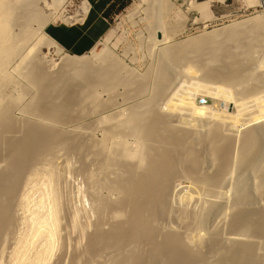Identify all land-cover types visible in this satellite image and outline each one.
I'll return each mask as SVG.
<instances>
[{
  "label": "rangeland",
  "instance_id": "rangeland-1",
  "mask_svg": "<svg viewBox=\"0 0 264 264\" xmlns=\"http://www.w3.org/2000/svg\"><path fill=\"white\" fill-rule=\"evenodd\" d=\"M7 1L8 2L10 1L9 3L13 4L12 0H6V3H8ZM127 1H126L125 6L122 9H118L117 7H115L113 10H111V12L109 13V17H110L109 29L106 32V34L95 45V47H93L94 48L93 51H95L94 53H99L100 51H102V54H103V55L101 54L102 57L101 56L98 57L97 55L94 56L92 53V50H90L87 54H84L81 56H73V55H70L69 53L65 52L60 47H59V49H61V50L59 51L58 48H56L55 46H53L51 44H49L48 46H46V45H43V47L41 46V49H39L40 52L33 50L30 53V55H27L28 54V48L33 46L34 42L36 43V40H38L39 37L44 36L45 40H47V41L51 40L50 38H48L44 34V32H43L44 28H43L41 31H39L37 33V35L34 36V38H33L34 40L32 39L31 44H29L28 47H25L26 49L24 47H22L20 51H17V52H15V55L14 54L12 55V58L11 57L9 58L8 64L6 66V72L8 73L10 80L7 82V86L5 84V86L2 87L1 93H3V94L0 93V95H1L0 99L1 100H3L2 99L4 97L3 95H5V97H6V100L4 101L6 103V105H4L5 104L4 102H3L4 104L2 103L3 109L5 108L4 109L5 112L3 111L4 113H2V115L0 116V118H2V119H0V125H1L0 126L1 127L0 133H1L2 128L4 129L3 125L6 126V124H7V127H5L4 130H2L3 131L2 133L4 134V132H5V135L8 134V137L6 135L7 138L4 135H3L4 137H2L3 139L5 138L4 139L5 141H7L6 143H4V145L2 144V146H1V143L4 140L3 141L0 140V149L3 151L2 152L0 150V153H2V154H0V166H1L0 176L3 174L5 176L6 174L9 173V172L8 173L6 172V168H5L7 166L5 161H8V159L6 157L7 156L6 153L8 151L12 152V153L14 152L15 156L16 155L20 156L22 154L23 156L22 155L21 156L25 157L30 152V150H29L30 147L35 143V145L33 146V150H36V148H40V150H43L44 152L43 153L39 152V155H41V156L36 155L37 160L33 159L34 162L33 163L31 162L32 166L30 164H29L28 168L23 166L24 169L23 168L21 169V171H23L21 174H19V172H21V171H19V172L16 171L15 173H18L19 176L15 175L14 176L15 178L14 177L11 178L12 177L11 173H9V176L8 175L6 176V178L7 177L9 178L11 176L10 177L11 179H8L9 181H7V184L4 182L5 183L4 185L6 187H9L10 185L13 184V186H15V187L13 188L12 192L8 193L9 194L8 196H10V197H7V201L6 200L4 201V199H6L5 197H3L4 195L2 197H0V201H1L0 202V209H1L0 211H3L5 214V215H3L1 213V215L6 216L8 214L6 217H9V218L11 217L10 220L8 221V226H10L9 229L7 228L8 227L7 226L5 228L7 231L4 229V231H5V232H3L4 234L0 233V264H12L13 261H11V259L14 260L13 256H16L14 254L18 255L20 253V251H21L20 254L26 253V251L28 250V249H26L27 243L29 244L27 248L30 249V250H28L30 252L27 251L28 256L30 255L29 258H28V256H27V258L30 261L32 260L31 257L34 258V256H33L34 252L36 253V251H37V249H39L40 245L44 244L43 241L45 242V239H43V238H45V237H43L41 239L40 236H42V235L37 236V234H35V230H33V228L35 229V227L32 226L35 224L33 223L34 221H31V220H32V218L36 217V215L40 216L42 214L44 216V215L48 214L49 213L48 210L50 211V209H51L50 207H52V205H53V204H51L53 198H54L53 200L57 201L55 203L57 204L56 208H58V210H57L58 211L57 212V214H58L57 215V221H59V222H57V225H56L57 228L55 227L57 229V232L55 229V235H54L53 244H52L53 249L50 253V256L51 255L52 256L50 257L48 255L49 257H47L46 262H44V264H72V263L73 264L74 263H76V264H108L109 263V264H111L110 257L113 258L112 253H111V256L106 255V254H110V253H107L108 251L106 250L107 251L106 253L103 254L102 253L103 251H102V252H100L101 253L100 256L98 255L95 258V255H93L92 257H94V258H92L90 256L91 255L90 253H92V252H90V253L88 252L90 254L88 256V253H87L88 250L86 249V247H88V249H90L88 246V245H90L89 240L94 236V234L96 232H98L96 234L100 233V235H102V236H103V234L106 233L107 237L110 236L112 238V232H110L111 235L109 233V231L114 228V227L112 228V225L115 226V224H117L119 222L122 223L125 221V219H127L126 214L123 215L124 217H126L125 219L123 216H122L123 218L118 219V217H115L109 213H107V214L104 213L102 216V215L97 213V211L94 208V206H95L94 204L97 200L98 201L103 200V202H106L107 200L113 201V199H114L116 202V198L117 199L122 198V197L121 198L118 197L119 193H113V191L111 189H110L111 190L110 191L109 189L106 188V186L104 187L103 183H104V181L105 182L110 181L111 179H112L111 182L114 181L115 178L120 175V174H118L117 170L119 172H121L123 169L124 170L127 169L126 168V165H127L126 162L130 163V161L132 162V160H133V163L136 162L135 158H131L129 160L125 159L126 162L124 161V159H122V157L120 158V155L117 152L120 153L121 148L119 145L116 144L115 141H118V139L122 138L124 143H125V141H127L126 142L127 145L130 144V145H128V148L130 147L132 150L137 149V146H135V143H137V139H136L137 137L132 135V133H129V135L127 133V135L124 136L125 134L123 133L124 135H122L121 132L123 130H121V129L126 127V126L124 127V122L126 123V121H125V120H127L126 116H128V114L130 113L131 108L133 106H135L136 104L137 105L140 104L141 101L143 103H145V101H148L145 104L153 102L152 105L154 108L152 107V111H151L152 116H151V113H150V116L154 117V118H155V116H156V118H158V116H161V117L164 116L163 118H164L165 124H161V125H163V128H165V125L167 123V125H169L171 127L177 126V128L175 127L176 129L174 128L175 130L181 131L182 133L187 135V137L189 139V141L187 139V144H186L187 147L188 148L189 147L194 148V149H192V151L193 150L195 151L193 156L197 157V158L194 157V159L198 160L200 157V159L202 161L201 164L203 163L202 166L204 168L203 169L202 166L200 165V161H199L200 159L198 160L199 163L197 161H196L197 163L193 162L194 165H193V163L191 164L188 162L187 163L188 165L186 164V167L188 169H190L191 172H192V170H194L195 173L197 171V173L200 174V175L197 174L198 175L197 176L193 172V174H195V176L197 178L195 177L193 179L194 181L193 180L191 181V179L189 177H187V179L185 180L186 176L180 174L183 172L184 168L180 167V166H178L179 168L177 167L178 172L177 173L175 172L177 175H175V177H173V181H170V184H171V182H173V184L170 185L171 189L169 188V193H171L172 195L168 194L169 200L171 199L170 200L171 202L169 201L170 206L174 211H171L172 213H170V219H169V213H168V216L164 217V219H162L163 218L162 217L159 220H157V221H161L163 223L162 224L161 222H157L158 227H157V223H156V228H157V231L159 232L158 237H157L158 240H159V238L161 239V237L164 235L163 233H165V234L169 233V231L171 232V230L176 231L178 229L179 231H176V233L179 232V234L180 233L182 234V232L184 231V230H182L183 229L182 227H184L183 221H184V225L189 221L187 218L188 217L187 215H190L189 212L191 213V209L194 208V206H195V202H193V201H191V203L184 201V197L182 195H184V196L188 195L189 191L191 193L193 191L192 189H195L196 180L202 179V175L204 176V175H208L210 173L212 174V170L214 171V169H215V167L214 166L212 167L211 165H216V162L213 163L215 160H213V158H210V156L206 157L208 155L207 151H206L207 149L204 150L206 148V145H203L206 142L205 139H203V138L205 136L207 137V133H209L212 130V127H214L213 126L214 122L211 121L210 119L206 120V118H202L200 120L197 119L195 121H192L191 119H189L190 117L187 118L186 115H184L182 113L178 112V114H177L176 111L174 113V111H172V110H170V111H172V112H170L169 109H167L166 104L169 101L175 103V100H173V99H174V97H175V99H177L178 96L176 98V95H178L180 92L185 91V93L187 94L190 92L194 93L195 92L194 90H196V93L199 92V94H197L195 97V103L198 106L212 107L213 110H220V111L224 110L225 113H228V114L230 113L231 115H237L238 111H236V109H237V107L239 109L238 104L240 102H243L246 104V102H247L246 99H245L246 102H244L245 100H242V101H240V99L237 100L238 96H241V98L244 97L243 94L246 92V91H244L246 82H243L240 85L235 84V85H238L237 87L235 85H233V87H236V88L232 87V93H231V90H229V89H231V87L224 86V88L226 87L228 89L227 91H224L225 89L223 88V85H221V84L219 85L217 82L218 80H216L215 77H218L219 76L218 74H220V72L223 75L229 74V73L230 74L232 73L234 75L237 72L241 73L242 71H240V69H242V70L246 69L247 66L252 65V63H255L257 61L256 55H258L257 48L260 46L259 44H264V39L262 38L260 40L261 43H259V44L256 43L257 40H256V37L254 36L256 34V32H254V34L253 33H247V32H246L247 34L242 33L241 35H238L236 37V39L234 37L233 39H230V40H224L221 37L214 38L213 36L215 35V33L220 34L222 32L224 33V31L225 32L228 31L229 29H233V28H235V25H237V23L240 24V21L241 22L246 21L247 19H250L251 17H253L257 14H260V12L264 9V7L263 8L247 7L242 0H224L222 3H213L210 8L205 9V11L199 15L198 13L193 12V11L188 12L187 5L183 4V2H181L182 0H172L175 3L176 8H179V9L174 8V9H176L175 13L177 12V13H179L178 15H181V16H179V18L183 17V16H184V18L183 19L178 18L179 19V21H178V19H175L178 16H175V13L172 15L173 12L170 13L168 16L169 18L168 17L166 18L165 23L167 24V29L168 30L171 29L170 32L173 29L175 31L171 32L172 34L169 32L168 41L160 42L161 44L160 43L159 44L158 43L152 44V40L150 38L151 32H149L150 30H148L149 27L147 24L149 21V20H147L148 10H146V11L143 10L146 8V5L145 4L142 5L131 15V11H132L131 8L134 6L133 2H135L136 0H127ZM197 1H203V0H197ZM82 2H84V1L83 0H66V2L64 4H62V6L58 7L55 10L54 14H52L49 18H47V19H50L52 17L46 23V25L48 23H52V22L75 23V22L81 21L84 14L86 13V11H84V9H83V4H81ZM20 13L23 14L25 12L21 11L19 8L14 10V17L13 18H16V19H13L14 21H12V25H13L12 27H13L14 33L19 32V29H21V27H22V26H20V25H22L21 24L22 17L20 16L21 15ZM66 15L68 17H70L69 18L70 20L69 19L68 20L63 19L64 16H66ZM170 15L173 17L175 16L174 17L175 20L172 19L173 17L171 18ZM167 19H168V21H167ZM182 20H185V21H182ZM142 21H146L147 23L142 22ZM175 21L178 23L179 22L180 23L182 22V23L181 24L180 23L174 24L173 22H175ZM14 22H16V23H14ZM169 22H170V25H169ZM171 23H173V24H171ZM145 25H147V26H145ZM171 25H172V27L174 26L173 29L170 28ZM18 26H20V27H18ZM250 35L251 36L253 35V37H251ZM156 37H157V35H156ZM197 39L206 41L205 42L206 46L204 47L205 49L202 50V52H200L194 56H193V54L188 56L190 53L189 54L185 53V57H186L185 58L184 54H183L184 52H183L182 53L183 56L180 55V56H182V58H179V56L174 57V59H176L177 61L178 60H180V61L176 62V60H175V62H174L173 70H172L171 77H170V80L171 79L172 80L168 81L167 86L165 87L163 92H161L160 94L155 90H154L155 92L152 91L153 87L155 86V85L154 86L152 85V82L155 83V79L153 78V76L156 78L155 75H157V74L155 72H158L157 70L159 68V63H160L159 61H160L162 50H164L165 48H168L169 45L175 46V45H178L182 42H190L191 43ZM207 39H209V40L207 41ZM213 40H215V41H213ZM229 43H231V44H229ZM247 44H248V46H247ZM245 45H246V47H245ZM224 52H225V54H224ZM36 53H37V55L33 56ZM38 53H39V55H38ZM209 54H211V55H209ZM177 55H179V54H177ZM231 55H232V57H231ZM30 56L34 60H35L34 57H36V56H39L42 58L41 59L42 61L40 60L41 62H39L41 68L38 66L39 65L38 61H37V63L32 64L33 61L31 59H29ZM65 56L71 57L73 59H77L76 57H82L83 59H88V60H90V62L92 64L91 65L92 69H94V68L95 69L91 70L90 71L91 73L89 72V75L84 74V73L81 74V72L76 71V70H64L63 67L62 68L60 67L59 60H60V58H63ZM235 57H237V58H235ZM99 58L102 60H100ZM28 59H29V63L31 61V64H32V65L28 64L29 67L26 65L27 64L26 62H28L27 61ZM181 59H182V61H181ZM218 59L223 63H221ZM229 59L231 60V62ZM111 60L114 62V64ZM9 62H10V64H9ZM34 62H36V60ZM23 63H24V67H23ZM41 63H43L44 65ZM34 64H36V65H34ZM234 64H235V66H234ZM110 65H112V66H110ZM223 65H224V67H223ZM100 67H102V68H100ZM244 67H246V68H244ZM97 69H98V71L104 70V71H102V75L96 74ZM197 69H198V71H197ZM200 69H201V71H200ZM226 69H229V70L227 71ZM17 71H20V72H17ZM67 71L69 73L70 72L71 73L69 74V73H67ZM211 71H213V72H211ZM73 72H75V73H73ZM149 72H150V75H149ZM189 73L190 74L192 73L191 74L192 77L190 76ZM256 73L254 74L255 76H257ZM258 73L260 74L261 71L259 70ZM144 74L148 77L146 78ZM85 76H87V77H85ZM149 76H150V78H149ZM220 76H222V75H220ZM139 77L142 79H140ZM42 78H44V79L42 80ZM145 78H146V80H145ZM135 79L138 81H136ZM147 79H148V81H147ZM203 79H204V81H201ZM141 80H142L143 84L146 83L144 85L145 86L144 91L143 92H137L136 87L139 86V83H140L139 81H141ZM179 80H181V81H179ZM209 80L210 81L212 80V84L209 83L210 82ZM42 81H43V83H42ZM108 81H110V82H108ZM104 82H106V83H104ZM130 82H131V84H130ZM192 82H193V84H192ZM253 82L251 80L248 82V84L250 85V83L252 84ZM90 83H93V85H94L93 91L91 92L92 94L90 92H88L89 90H84L85 88L87 89V86ZM199 83H201V84H199ZM204 83H207L209 85L211 84V86H213L214 89H217V91L221 90L222 93L219 94L220 96H218V97L216 96L215 98L208 97L206 95V91H205V93H203V95H201L202 94L201 92L204 90V86H202V84H204ZM82 84H83V86L85 85L84 88H83V86L81 87ZM111 84H113V85H111ZM121 84L123 87H129L130 89L129 88L124 89L121 86ZM193 85H194V87H193ZM252 85H250V86H252ZM195 86H196V88H195ZM201 87H203L202 88L203 90H200ZM242 87H243V89H242ZM249 87H247V90L251 91L252 88L250 89ZM40 88H42V89H40ZM218 88H223L224 90L218 89ZM171 89H172V91H171ZM233 89H234V92H233ZM127 90H128V92H127ZM237 90H239V91H237ZM86 91L88 93H86ZM134 91H136V93ZM42 93H44V94H42ZM133 93H135L136 95ZM141 93H142V95L140 96L139 94H141ZM143 93H144V95H143ZM124 94H126V95H124ZM246 94H247V92H246ZM134 95H135V97H133ZM173 95H174V97H173ZM116 96H117V98H116ZM157 96L160 97L161 99L158 100ZM5 97H4V99H5ZM155 97H157V98H155ZM94 98H98V99H94ZM165 98H167V99H165ZM171 98H173V99H171ZM150 99H152V102H150ZM154 99L157 101V103H156V101L155 102L153 101ZM203 100L205 101V103H203ZM229 100H230V102H229ZM248 100H250V99H248ZM231 101L232 102L237 101L238 103L237 102L232 103ZM251 102L248 101V103L246 104L247 109H245V112L243 111V113H246V114H243L244 116H247V115L251 116L252 114H254L255 109L252 108L253 106L251 107V105H252ZM154 103H156L157 105L155 106ZM250 103H251V105H250ZM236 104H237V106H235ZM94 105L96 106V108ZM111 105H113V106H111ZM92 107H93V109H92ZM123 108H125V109H123ZM249 108L253 109L254 111H252ZM128 109H129V113H128ZM165 112H167V113L165 114ZM169 115H170V118H167V116L169 117ZM241 115L242 114H240V116H239V117H242V118H240V122L243 123V118L245 120L247 118L243 117V115L242 116ZM8 116H10V117H8ZM150 116L147 118V121H145V123L149 121L148 120L149 118L152 121H154V118H151ZM171 117H173V118H171ZM8 118H11V120ZM156 118H155V120H156ZM248 118H250V117H248ZM165 119H167V120H165ZM171 119H173V120H171ZM120 120H122V121H120ZM11 121H12V124H14V125L11 124ZM207 121H210V122H207ZM211 122L213 125H211ZM240 122H239V118H238V123H237V125H239L237 128L238 130L239 129L241 130L244 128L240 125ZM3 123H6V124H3ZM122 123H123V125H122ZM148 123H146V124L148 125ZM209 124H210L211 128L209 127ZM8 125L10 127H14V126L15 127H14V129L11 128L12 130H10ZM160 126L158 128L159 131L161 130ZM179 126H180V128H179ZM187 126H188V128H187ZM189 126L192 127V129L194 128L195 130L194 129L192 130ZM223 126H226V124L222 125L221 133H225V135H226V133L231 134L230 135L231 139H232V137H234V139H235V136H233V135H236V134L232 133V131L231 132L228 131V130H230V128H228V127L223 128ZM18 127L19 128L24 127V128L19 129ZM183 127H185V128H183ZM195 127L196 128L199 127V128L196 129ZM163 128H162V130H163ZM186 128H187V130H185ZM209 129H210V131H209ZM226 129H227V131H225ZM119 130H121V132ZM35 131H38L37 132V133H39L38 137H36L37 134L33 135L34 137L32 136V134H29V133H35ZM118 131L121 133V135ZM124 131L128 132V131H126V129ZM10 132H11V134H10ZM240 132L241 131H239V133L237 134L238 136L240 135ZM112 133H114V135H112ZM192 133H195V134H192ZM117 135L118 136L120 135L121 137L119 136L120 138H118ZM123 136H124V138H123ZM159 136H160V134H159ZM226 136H228V135H226ZM230 136H228V137L230 138ZM133 137H135V139H133ZM160 137H162V136H160ZM191 137H193V138L195 137V138L193 139ZM190 139H193V141L194 140H196V141L193 142ZM198 139H200L201 141L204 140L203 141L204 143L203 142L200 143L201 141ZM99 140H100V143H99ZM112 140H113V142H111ZM190 141L193 143H191ZM29 142H33V143H31V145H30V144H28ZM103 142H105V143H103ZM196 142L197 143L199 142L200 145L196 146V144H197ZM194 143H196V144H194ZM101 144H103V145H101ZM191 144H194L193 147ZM112 145H114V146H112ZM4 146H6V147H4ZM44 146H47L46 150H44ZM102 148L103 149L106 148L105 151H103ZM201 150H202V152H201ZM5 151H7V152H5ZM114 151H117V152H114ZM203 151H205V152H203ZM104 153H105V155H104ZM112 153L115 154V156H112L113 155ZM199 153L202 155L207 154L206 156H202V158L204 159L206 157L205 159H207V158L208 159L204 161L201 158V155ZM203 153H205V154H203ZM110 154H112V155H110ZM1 155H3V156L1 157ZM28 155H30V153ZM108 155H110L109 159H108V157H109ZM19 156H16L15 159L14 158L13 159L16 161V159H18ZM21 156H20V158H21ZM103 156H105V158ZM116 156L118 157V159H115ZM5 158H6V160H5ZM209 158H210V160L212 159V164H211V161L209 160ZM1 159H3L4 162ZM14 160H12V161H14ZM108 160H110V161H108ZM115 160L116 161L119 160L118 161L119 164H118V162H115ZM209 161H210V164H209ZM113 162L115 163L114 165H112ZM123 162H125L126 164ZM107 164L109 166H107ZM123 164H124V166H123ZM105 165H106V167H105ZM117 165H119V166L122 165L123 169L122 168L120 169V167ZM104 167L105 168L109 167V168L105 169ZM47 169L50 171L48 172ZM52 170H53V172H52ZM201 170H202V172H201ZM204 170L206 173L204 172ZM46 171L48 172V174ZM209 171H211V172L209 173ZM106 172H107V175H105ZM50 173H51V175H50ZM115 173L118 174V176ZM258 173L254 174V175H257V176L260 175V173L259 174ZM234 175H236V172ZM248 175L250 176V179L252 178V180H253V181L251 180V183H253L254 180L257 182V180L260 178L259 177L256 179L255 178L256 176L251 175V173H249V174L244 173L243 176L248 178L247 177ZM4 176H3V178L1 176L0 179L2 178V180L5 181L6 179L4 178ZM177 176H182V180H181V177H177ZM199 176H200V179H198ZM26 177H27V179H26ZM244 177H242V179H246ZM16 179L18 181H16ZM248 179H247V182L250 181ZM11 180H12V182L15 181L16 184L12 183V184L8 185V183H10ZM46 180H47V182H46ZM234 180H235V178H234ZM90 182H91V184H90ZM229 182L228 183L231 184L232 180L231 181L229 180ZM256 182H254V184ZM0 183H1V180H0ZM2 183H3V181H2ZM97 183H98V186H97ZM229 184H228L227 188H230L229 186H231L232 187L231 190H233V186L229 185ZM254 184H252V185H254ZM48 185H50V186H48ZM91 186L93 189L91 188ZM171 186H173V188ZM190 186L191 187L193 186L194 188L191 189ZM100 188L101 189L104 188V189H102V191H101ZM227 188H226V190H223L224 191L223 195H219V197H218V199L220 198V196L222 198V199L221 198L220 199L222 200L223 203L220 201V199L218 200L221 202L220 203L221 207L224 203H225V205L227 204L228 206H229V203H231V196H232L233 192H231ZM228 191H230V192H228ZM26 194H27V196H26ZM20 195H22V196L25 195L26 200L21 199L22 196L20 197ZM228 195H229V197H228ZM57 196L59 197V200H58ZM120 196H121V194H120ZM180 196H181V199H178V198H180ZM255 196L256 197L259 196V197H257V198H259L258 202H261L264 204V200L262 201V199H264V195L262 193H261V195L255 194ZM182 197H183V199H182ZM45 198H46V200H44ZM95 198H97V199H95ZM105 198H106V201H104ZM223 199H224V201H223ZM10 200H11V202H10ZM21 200L24 202H21ZM39 200H40V202L42 201L43 206L42 205L39 206V204H38ZM177 201H179V204ZM215 201H216V199H215ZM185 202L188 204H186ZM261 203H260V205H261ZM227 205H226V207L224 206V209H221V211L219 212V214H221L220 217L218 214L216 215V217L214 215V218H217V216H218L217 220L213 219V217H211L213 220V224H212L211 218L208 221L209 224L207 223V227H209V229H208V231H209L211 229L210 225L213 226V225L217 224V223L214 224V222H215L214 220H216V222H220V221L221 222L223 221L224 223L226 222L225 224L223 222L222 223L220 222L217 224V226L215 225V229H216V231L218 230V232H215L213 230L214 227H212V231H214V232H212L210 230V232L213 234L217 233L216 234L217 236L214 234L215 239L213 242H212V240L214 238L213 237L214 235L212 234L213 238L211 237V239H210L212 244L217 243V241L219 243L220 242L219 240L223 239L222 236H224V239H226V240L223 239L224 242L228 241L227 238H225V237H228V235L226 233H228L230 231L227 228V226H228L227 224H229L228 220L230 219V217L227 216L228 213H227V215H226V213H223L224 211L227 212L228 209L227 210L225 209V208H229V207H227ZM38 208L40 211L38 210ZM178 209L179 210L181 209L182 211H179ZM183 209L185 210L184 214L182 213V212H184ZM177 210H178V212H177ZM41 211H43V212H41ZM186 211H187V213H186ZM106 212H109V211H106ZM174 212H175V214L177 212V214L176 215L173 214ZM32 214L35 216H33ZM75 214H76V217H74ZM223 214L225 215V217ZM97 215H100V216H98L99 218L97 217ZM111 215L113 216V218L115 217V219H113V221H112ZM166 215H167V213H166ZM231 215H232V213H230V216ZM91 216H93V217H91ZM177 216H178V218H177ZM179 216H182V217L180 218ZM183 216L187 220H185V218H183ZM28 217H29V219H28ZM73 217L76 219V221L74 220L76 222V224H75V222L71 223L73 220L72 219ZM173 217H175V219ZM221 217L222 218L224 217V219L226 218V220L221 219ZM86 219L87 220L89 219V220L87 221ZM100 219H101V221H100ZM114 220H116V221H114ZM121 220H123V221H121ZM181 220H183V221H181ZM174 221L176 223H174ZM180 221L182 223V227H181ZM210 221H211V223H210ZM9 222H11V223H9ZM159 223H160V225H159ZM9 224H12V225H9ZM98 224H99L100 228L98 227ZM161 225H162V228H159V227H161ZM171 225H173V226H171ZM221 225H223V226H221ZM72 226H74V227H72ZM220 226H221V228H220ZM180 227H181V229H180ZM169 228H170V230H169ZM171 228H175V229H171ZM79 229H81V230H79ZM158 229L161 231H159ZM163 229H167L169 231L165 230L162 233ZM220 229H222L221 230L222 232L220 231ZM73 231H75V232H73ZM101 231L103 234L101 233ZM31 232H33V233H31ZM78 232H80V233H78ZM221 233H223L222 236H220ZM66 234H67V236H66ZM92 234H93V236H92ZM155 235L157 236L156 233H155ZM218 235L221 238H218L219 237ZM86 236L87 237L91 236V238L90 237L87 238ZM230 237H231V235L228 238H230ZM21 238L24 240H22ZM216 238H217V240H216ZM57 239L59 242L57 241ZM243 239L244 238H242L240 240L245 241ZM26 240H27V242H26ZM28 240H32V241L29 242ZM223 240H221V242H223ZM246 241H247V239H246ZM22 242L24 243V245ZM31 242H33V243H31ZM30 243H31V247L33 246L32 248L30 247ZM208 243L210 244V242H207V244ZM231 243L233 244V241H231ZM223 244L226 246L227 242H226V244L225 243H223ZM25 245H26V247L24 250ZM208 245L206 246V248L208 247ZM21 246H23V247L20 248ZM229 246H231V244ZM33 248H35V249L37 248V249L35 250ZM206 248L204 247L205 251L207 250ZM16 249H17V252H15ZM31 250L33 251V253ZM94 251L97 252V250H94ZM110 251H112V250H110ZM27 253H26V255H27ZM205 254H207V253H205ZM209 256H210V253H209L208 259H207L208 263L212 262L211 260H213V262L215 260L218 261L217 256L211 255V257L214 256L213 257L214 259H212ZM88 257L91 259H88ZM215 257L217 259H215ZM206 258H207V256H206ZM210 258H211V260H209ZM109 259H110V261H109ZM213 262H212V264H213Z\"/></svg>",
  "mask_w": 264,
  "mask_h": 264
},
{
  "label": "bare ground",
  "instance_id": "bare-ground-1",
  "mask_svg": "<svg viewBox=\"0 0 264 264\" xmlns=\"http://www.w3.org/2000/svg\"><path fill=\"white\" fill-rule=\"evenodd\" d=\"M222 1L223 0H203V1L182 0L181 2H183V4L187 5L188 12L189 11H191V12L193 11V12H196V13H198L200 15L201 13H203L205 11V9L210 8L213 3L222 2ZM243 1H244L245 5L247 7H261V8L264 7L263 0H243ZM65 2H66V0H12L13 4H10V3L8 4V3H6V0H0V93H1L2 87L5 86V84L7 86V82L10 80V78L8 76V73L6 72V66L8 64L9 58L10 57L12 58V55L13 54L15 55V52L20 51L22 47H24V48L28 47L29 44H31L32 39L34 38V36L37 35V33L39 31H41L45 27L46 23L52 17L50 19H47V18H49L52 14H54L55 10L58 7L62 6V4H64ZM133 3H134V6L131 8L132 9L131 15L139 7H141L144 4L146 5L147 9L145 8L143 10L144 11L148 10L147 20H149V21H148V23L146 21H142V22H146L148 24L149 29L148 28L147 29L150 30L149 32H151V37L150 38L152 40V44H157V43L159 44L160 42L168 41V38H169L168 35H169V32H170L171 29H169V30L167 29V24L165 22H166V18L169 16L170 13L173 12L172 13V15H173L175 13V10L179 9V8H176L175 3L172 0H136ZM17 8H19L21 11H24L25 13H23V14L20 13L21 14L20 16L22 17V21H21L22 25H20V26H22V27H21V29H19V32H17V33L15 32L14 33V30H13V27H12L13 26L12 25V21H14L13 19H16V18H13V17H14V10L17 9ZM174 8H176V9H174ZM83 9H84V11L87 10V4L86 3H83ZM178 14L179 13H177V12L175 13V16H178L175 19H178L179 16H181V15H178ZM172 17L173 16H171V18ZM174 17L172 19H174ZM69 18L70 17H68L66 15V16H64L63 19L64 20H68ZM181 18L183 19L184 16L180 17L179 19H181ZM179 19H178V21H179ZM167 21H168V19H167ZM182 21H185V20H182ZM14 23H16V22H14ZM173 23L175 24V23H178V22L175 21ZM173 23H171V24H173ZM169 25H170V22H169ZM20 26H18V27H20ZM145 26H147V25H145ZM173 27L171 25L170 28L173 29ZM173 31H175V30L173 29L171 32H173ZM246 32L247 33H253V34H254V32H256V34L254 35L256 37V40H257L256 43H258V44L261 43L260 40L262 38L264 39V9L260 12V14H257L255 16L251 17L250 19H247L246 21H243V22L240 21V24L237 23V25H235V28L229 29L226 32L224 31V33L223 32L220 33V34H216L215 33V35L213 37L214 38L221 37L224 40H230V39H233L234 37L236 39V37L238 35H241L242 33H246ZM156 35H157L158 38L156 37ZM251 37H253V35ZM208 40L209 39H207V41ZM48 41L44 39V36L39 37V39L36 40V43L34 42V45L28 48V54L27 55H30V53L33 50H36L38 52L39 49H41V46L42 47H43V45L48 46L49 44H51V45L55 46L56 48H58L59 51L61 50V49H59V46L56 43L52 42L51 40H48ZM213 41H215V40H213ZM205 42L206 41L197 39V40H194L191 43L190 42H182V43H180L178 45H175V46L169 45L168 48H165L164 50H162L160 61H159L160 62L159 63V68L157 70L158 72H155L157 75L154 74L156 76V78L153 76V78L155 79V83L152 82V85L153 86L155 85V86L153 87L152 91L155 90V91H157L160 94L161 92H163V90L167 86L168 81L172 80V79L170 80V77H171V73H172V70H173L174 62L176 60V59H174V57H178L179 56V58H182V56H183L182 53L183 52H184L183 53L184 57H185V53H187V54L190 53L188 56H190L191 54H193V56H194V55L202 52V50L205 49L204 48L206 46ZM229 44H231V43H229ZM259 45L260 46L257 48L258 55H256L257 61L255 63H252V65L247 66V68L244 67L246 69H243V70L240 69V71H242L241 73L237 72L234 75L232 73L223 75L220 72V74H218L219 76L215 77L216 80H218L217 81L218 84L219 85L220 84L223 85V88H224V86L231 87V89H229V90H231V93H232L233 85H235V84L240 85L243 82H246L244 91H246L247 94L245 92L243 94L244 97H242V98H241V96H238L237 100L240 99V101H242V100L246 99L247 102H246V100L244 101V102H246V104L248 103V101H250V102L252 101L251 102L252 105H251V103H250V105H251V107L253 106L252 108L255 109L256 112L253 109L249 108L252 111H254V114H252L251 116L247 115L250 118H248L247 116L243 115V114H246V113H243V111L245 112V109H247V106H246L245 103L240 102V101H239L240 103L238 104L239 109H238V107L236 109V111H238L237 115H231L230 113L229 114L225 113L224 110L223 111L213 110L212 107L198 106L195 103V97H196L197 94H199V92L197 91L198 93H196V90H194L195 91L194 93L190 92V93H187V94L185 93V91L184 92H180L179 94L177 93L178 95H176L174 93L176 95V98L178 96L179 99L178 98L175 99V97L173 95L174 99L173 98H171V99L175 100V103L169 101L166 104V107H167V109H169V111L172 110V111H174V113L176 111L177 114H178V112L182 113V114L186 115L187 118L190 117L189 119H191L192 121H195L197 119L200 120L202 118H206V120L210 119L211 121L214 122L213 123L214 125L211 122V125L214 126V127H212V130L210 131V129H209L210 132L208 131L209 133H207V137L205 136L203 138V139H205V141H206L205 143L206 144L203 142L204 140H202V141L200 139H198V140L201 141V142L199 141L200 143L203 142L204 143L203 145H206V148L204 150L207 149L206 151H207V154H208L207 155V154L203 153L205 155H202V154L199 153L201 155V158H202V156H206V155H207L206 157L210 156V158H213V160H215L213 163L216 162V165H211V166L212 167L214 166L215 169H214V171L211 169L212 170V174L210 173L211 171H209L210 174H208V175H204L203 176L201 174L202 175V179H200V176H199L198 179H200V180H196V183L194 182L196 184L195 185V189H192L194 187L190 186L193 191L190 189L192 191L191 193L189 191L188 195H186V196L182 195L184 197V201H187V202H190V203H191V201L195 202V206L193 205L194 208H192L193 210L191 209V213L189 212L190 215H187L188 216L187 218H188L189 221L188 222L186 221L187 223L185 222L186 224L184 225V221L181 220V221H183V226L184 227H182V223L180 221L181 227L183 228L182 230H184L182 232V234L181 233L179 234V232L176 233V231H179L178 229L176 231L171 230V232L169 231L170 228H169V230L163 229L162 233L165 230L169 231V233H166V234L163 233L164 235L161 237V239L159 238V240H160L159 241L158 238H157L159 232L157 231L156 223L157 222H161V221H157V220H159L162 217H163L162 219H164V217L168 216V213H169V219H170V213H172L171 211H174L171 208V206H170L169 201L171 199L169 200V198H168L169 195L168 194L172 195L171 193H169V188H170V185L173 184V182H171V184H170V181H173V177H175V175H177L176 174L178 172L177 171V167L178 166L183 167L184 170L182 169L183 172L181 171L182 173H180V174L186 176V178L183 176L185 178V180L187 179V177H189L191 179V181H192L196 177L195 174L197 175L199 173H197V171L195 173L194 170H192V172H191V170L186 167V164L188 162L191 163V164L193 162L197 163L198 160L200 159V157H199L198 160L194 159L195 156H193V154L195 153V151L194 150L192 151V149H194V148H191V147L188 148L187 147L186 144H187L188 137H187L186 134L182 133L181 131L175 130L177 128V126H175L176 128L173 127V126L171 127V126L167 125V123H166L165 128H163V125H161V124H165V121H164V118H163L164 116L162 114L161 115L163 117L158 116V118H156V116L153 114L155 116L156 120H155L154 117H151L152 116L151 111H152V107H153L152 99H150V102H152V103L145 104L148 101H145V103H143L141 101V103H142V104L140 103L141 105L140 104H138V105L136 104L135 106L132 105L134 108L133 107L131 108L130 113H129V109H128V113L130 115L128 114L129 117L126 116L127 117L126 118L127 120H125L126 123L124 122V127L125 126L126 127L121 129V130H123L122 132H121V130H119V131L122 133V135L125 134L124 136H126L127 133H128V135H129V133H132V135L137 137L136 138L137 139V143H135V146H137V149L136 150H132L129 147L131 149L130 150L128 148V145H130V144L127 145V143H126L127 141H125V143H124L122 138H120L121 137L120 136L121 133L118 131L120 133V135H119L120 137L118 135L117 136L120 139H118V141H115V142H116L117 145L120 146L121 151L119 150L120 153L117 152V151H114V152H117L120 155V158L122 157V159H124V161H125V159L129 160L131 158H135L136 162L134 161L135 163H133V160H132V162L130 161V163L125 161L127 163V165H126L127 169H125L126 171L123 169L122 165H120V166L117 165V166L120 167V169L122 168L124 171L120 170L121 172H119L117 170L118 174H120V175L118 176V174H116L117 173L116 172L115 174L118 177H116L114 181L111 182V180H112L111 179L110 181H106V182L104 181V183H103L104 187L106 186L107 189H109V190L111 189L113 191V193H119L118 197L119 198L122 197V198L121 199H117L116 198V202H115L114 199H113L114 202L112 200L111 201H108V200L106 201V198H105L104 201H106V202H103V200L102 201H98L97 200L95 202V204H94L95 205L94 206L95 210L97 211L98 214H100L102 216H103L104 213H106V214L109 213V214H112L115 217H118V219H119V218H123L124 217L123 215L126 214L127 215V219H125L126 217H124V219H125L124 222H122V223L119 222V223L115 224V226L112 225V228L113 227L114 228L109 231V233L112 232V238L110 236H109L110 238L107 237V234L106 233H105L106 235L103 234L102 231H101V233L103 234V236L100 235V233L96 234L98 232H96V233L94 232L95 234H94V236L92 234V236H93L92 238H91V236H89L91 238L90 240L88 239L89 242H90V245H88L90 249H88V247H86V249L88 250L87 253L88 252L89 253L92 252V253H90L91 255L88 253V256L90 255L92 257L93 255H95V258H96L98 255L99 256L101 255L100 252L103 251L102 253L104 254V253H106L108 251L107 253H110V254H106V255H110L111 256V253H112V257H113V258H111L109 256L110 259H111V264H210V263L212 264L213 260H211V258L214 259L213 258L214 256L211 257V255H215L218 258V261L215 260L213 262V264H264V204L261 203V202H258L259 198H257V197H259V196H257V197L255 196V194L261 195V193L264 195V44H259ZM247 46H248V44H247ZM245 47H246V45H245ZM93 50H94V48L92 49V53H93L94 56H96V55L98 57L101 56L102 51H100L99 53H94L95 51H93ZM177 54H179V55H177ZM224 54H225V52H224ZM35 55H37V53L34 54L33 56H35ZM38 55H39V53H38ZM180 55H182V56H180ZM209 55H211V54H209ZM36 57H34L36 62H34L35 60L32 59L31 56L29 57V59H31L33 61L32 64L33 63H37V61H38V63L42 61L41 57H39V56H36ZM231 57H232V55H231ZM76 58L77 59H73L71 57H66V56L63 57V58H60V60H59L60 67L61 68L63 67L64 70H76V71L81 72V74L84 73V74H87V75H89V72L91 70L95 69V68L92 69V66H91L92 64H91L90 60L83 59L82 57H76ZM235 58H237V57H235ZM29 59L27 60L28 62H26L27 66H28V64H31V61L29 63ZM100 60H102V59H100ZM178 61H180V60H178ZM178 61L176 60V62H178ZM181 61H182V59H181ZM230 62H231V60H230ZM221 63H223V62H221ZM9 64H10V62H9ZM41 64H43V63H41ZM113 64H114V62H113ZM34 65H36V64H34ZM112 65H110V66H112ZM38 66L40 67V63H39ZM234 66H235V64H234ZM23 67H24V63H23ZM223 67H224V65H223ZM100 68H102V67H100ZM198 69H197V71H198ZM201 69H200V71H201ZM226 70L228 71L229 69H226ZM259 70L261 71L260 74L258 73ZM102 71H104V70H99L98 71V69H97L96 74L102 75ZM17 72H20V71H17ZM211 72H213V71H211ZM67 73H69V72L67 71ZM73 73H75V72H73ZM255 73L257 74V76L254 75ZM191 74H190V76H191ZM149 75H150V72H149ZM220 75H222V76H220ZM85 77H87V76H85ZM145 77L147 78L148 76L145 75ZM146 78H145V80H146ZM149 78H150V76H149ZM43 79L44 78H42V80ZM140 79H142V78H140ZM251 80H252V82L254 81L252 83L253 85L250 83V85H252L253 87L248 84V82L251 81ZM136 81H138V80H136ZM147 81H148V79H147ZM179 81H181V80H179ZM201 81H204V79L201 80ZM108 82H110V81H108ZM139 82H140L139 86L137 85L138 87H136L137 88V92H143L144 91V87H145L144 85L146 83L143 84L142 80L139 81ZM42 83H43V81H42ZM104 83H106V82H104ZM209 83L212 84V80ZM130 84H131V82H130ZM192 84H193V82H192ZM199 84H201V83H199ZM204 84H202V86H204V90L202 89L203 87H201V89H200V90H203L201 92L202 94L200 93L201 95H203V93H205V91H206V95L208 97L215 98L216 96L217 97L220 96L219 94L222 93L221 90L217 91V89H214V87L211 86V84L210 85L207 84V83H204ZM111 85H113V84H111ZM238 85H235V86L237 87ZM82 86H83V84L81 85V87ZM121 86H122V84H121ZM84 87H85V85L83 86V88ZM193 87H194V85H193ZM236 87H233V88H236ZM243 87H242V89H243ZM247 87H249L250 89L252 88L251 91L247 90ZM93 88H94L93 83H90V84H88L87 89L85 88L84 90H89L88 92L91 93L93 91ZM123 88L126 89V88H129V87H123ZM195 88H196V86H195ZM223 88H218V89H223ZM40 89H42V88H40ZM224 89H223L224 91L228 90L226 87ZM171 91H172V89H171ZM237 91H239V90H237ZM88 92L86 91V93H88ZM127 92H128V90H127ZM134 92L136 93V91H134ZM233 92H234V89H233ZM135 93H133V94H135ZM1 94H3V93H1ZM42 94H44V93H42ZM124 95H126V94H124ZM135 95L133 97H135ZM139 95L141 96L142 93L139 94ZM143 95H144V93H143ZM3 96L5 97V95H3ZM4 97L2 98L3 100L0 99V116L2 115V113L5 112L4 111L5 108L3 109V106H2L5 103L4 101L6 100V97H5V99H4ZM157 97H155V98H157ZM98 98H94V99H98ZM116 98H117V96H116ZM159 99H161V98L158 97V100ZM165 99H167V98H165ZM248 99H250V100H248ZM153 101L155 102L156 100L154 99ZM229 102H230V100H229ZM236 102L237 101L232 102V103H236ZM156 103H157V101H156ZM156 103H154L155 106L157 105ZM4 105H6V103ZM111 106H113V105H111ZM235 106H237V104ZM93 107H92V109H93ZM95 108H96V106H95ZM123 109H125V108H123ZM172 111H170V112H172ZM150 113H151V116H150ZM166 113L167 112H165V114ZM240 114H242L243 117H246L248 120L246 119L247 120L246 121L243 118V123L240 122V118H242V117H239ZM149 116L151 118H154V121H152L149 118L148 120L150 122L151 121L152 122L150 123L148 121L150 124L148 122H146V123H148V125H147L145 123V121H147V118ZM8 117H10V116H8ZM237 117L239 118L240 125L242 127H244L241 130L237 129L238 126H239V125H237V123H238V118ZM167 118H170V115H169V117L167 116ZM171 118H173V117H171ZM0 119H2V118H0ZM8 119L11 120V118H8ZM165 120H167V119H165ZM171 120H173V119H171ZM12 121H11V124H12ZM120 121H122V120H120ZM207 122H210V121H207ZM6 123H3V124H6ZM223 124L224 125L226 124V126H223V128H227L228 127V128H230V130H228V131H230V132L232 131V133L236 134V135L232 134L233 136H235V139H234V137H232V139H231V136H230L231 134H227L226 133V135L230 136V138H229L228 136L225 135V133H221V131H222L221 127H222ZM12 125H14V124H12ZM122 125H123V123H122ZM159 126H160V129H161L160 131L158 129ZM3 127L5 129V127H7V124H6V126L3 125ZM8 127L10 128V130H12L11 128L14 129L15 126L14 127H10L8 125ZM209 127L211 128L210 124H209ZM20 128H24V127H20ZM162 128H163L164 131L162 130ZM179 128H180V126H179ZM183 128H185V127H183ZM187 128H188V126H187ZM187 128L185 130H187ZM190 128L192 129V127H190ZM197 128H199V127H197ZM0 129H1V127H0ZM4 129L2 128V130H4ZM125 129L128 132H125L124 131ZM2 130H1V133L3 132ZM225 131H227V129ZM239 131H241V132H240V135L238 136L237 134L239 133ZM37 132L38 131H35V133H29V134H32V136L37 134L36 137H38L39 133H37ZM1 133H0V140L3 141L5 138L3 139L2 137H4V136L6 137V135L8 137V134L5 135V132H4V134L3 133L1 134ZM10 134H11V132H10ZM159 134L162 137H160ZM192 134H195V133H192ZM112 135H114V133H112ZM124 136H123V138H124ZM135 137H133V139H135ZM191 138H193V137H191ZM193 139H190V140L193 141ZM4 141L1 143V146H2V144L4 145V143L7 142V141H5V142ZM188 141H189V139H188ZM195 141L196 140H194L193 142H195ZM111 142H113V140ZM193 142H191V143H193ZM31 143H33V142H29L28 144L31 145ZM99 143H100V140H99ZM103 143H105V142H103ZM196 143H194V144H196ZM200 143L198 145L196 144V146H199ZM194 144H191L192 147H193ZM34 145H35V143L29 149L30 150V152H29L30 155H28L29 154L28 153L25 157H22L23 155L21 154L22 155V156L20 155L21 158H20L19 155H16V156H19V158L16 159V161L14 160L15 157H16L14 155L15 153L14 152L13 153L9 152L6 149L8 151V152L5 151V152H7L6 153V155H7L6 157H7L8 161H5V163L7 165L5 168H6V172L7 173L9 172V173L12 174L11 175L12 177L10 176L11 178H13L15 175L19 176V174H21L23 172V171H21L23 166L26 167V168L29 167V164L32 166V163L36 159V155H39V152L40 153L44 152L43 150H40V148H36V150H33V146ZM101 145H103V144H101ZM112 146H114V145H112ZM4 147H6V146H4ZM46 147L47 146H44V150H46ZM105 149H103V151H105ZM201 152H202V150H201ZM203 152H205V151H203ZM0 154H2V153H0ZM112 154H110V155H112ZM104 155H105V153H104ZM110 155H108L109 156L108 159L110 158ZM2 156L3 155H1V157ZM39 156H41V155H39ZM112 156H115V154H113ZM103 157L105 158V156H103ZM195 158H197V157H195ZM205 158L204 159L202 158V159L204 161L208 159V158L207 159H205ZM210 158H209V160H210ZM115 159H118V157L116 156ZM1 160H3V159H1ZM5 160H6V158H5ZM12 160H14V161H12ZM108 161H110V160H108ZM118 161L119 160H117V161L115 160V162H118ZM199 161H200V165L202 166L203 163L201 164V162H202L201 159ZM210 161H211V164H212V159ZM210 161H209V164H210ZM3 162H4V160H3ZM125 162H123V163H125ZM114 164L115 163L113 162L112 165H114ZM118 164H119V162H118ZM193 165H194V163H193ZM107 166H109V165L107 164ZM123 166H124V164H123ZM105 167H106V165H105ZM0 168H1V166H0ZM108 168L109 167H107L105 169H108ZM202 168H203V166H202ZM16 171H18V172L21 171V172H19V174H18V173H15ZM49 171L50 170H48V172ZM48 172H47V174H48ZM52 172H53V170H52ZM193 172L195 174H193ZM201 172H202V170H201ZM204 172H205V170H204ZM235 172H236V175H234ZM256 172L257 173L259 172L261 176L260 175H258V176L254 175V174H257ZM9 173L6 174L5 176H4V174L1 175L2 178L4 176V178L6 179L5 181L2 180V178L0 179L1 180V183H0V193H1L0 197H2L4 195L3 197L6 198V199H4V201L5 200L7 201V197H10V196H8L9 195L8 193L12 192L13 188L15 187V186H13L12 183L16 184L15 181L12 182V180H11V182L8 183V185H10V184H12V185H10L9 187H6L4 185L5 183L7 184V181H9L8 179H11L10 177L6 178L7 175L9 176ZM51 173H50V175H51ZM244 173H247V174L251 173V175L256 176L255 177L256 179L259 178V177L260 178L257 180V182L254 180V182H256L254 184V182L251 183L252 178L250 179L249 175L247 176L249 179L243 176ZM105 175H107V172L105 173ZM177 177H181V180H182V176H177ZM242 177H244L246 179H242ZM234 178H235V180H234ZM17 179H16V181H18ZM26 179H27V177H26ZM247 179L250 180L249 182L251 184L249 182H247ZM229 180L230 181L232 180L231 184H229L230 183ZM2 181H3V183H2ZM46 182H47V180H46ZM90 184H91V182H90ZM228 184L233 186V190H231V188H232L231 186H229L230 188H227ZM252 184H254V185H252ZM48 186H50V185H48ZM97 186H98V183H97ZM171 187L173 188V186H171ZM91 188H92V186H91ZM226 188L229 189L231 192H233V194L231 196V203H229V206L226 204L227 207H229V208H225L226 210L227 209L228 210H227V212H225V211L223 212V213H226V215L228 213L227 216L230 217V219L227 217L229 219V220L227 219L228 222H229V224H227L229 227L227 226V228L230 231L228 230L229 232L226 233V234L228 235V237L231 235V237L230 238L225 237V238H227L228 241L224 242V240H226V239H224V236H222L223 233H221L220 236H222L224 240L220 239L219 243L217 241V243L212 244V242L215 239V235L217 233L216 234L214 233L215 234L214 235L213 233L210 232V230L212 231V227H214L213 230L215 232H218V230L216 231V229H215V225L217 226V224L221 222V221L220 222H216V220L218 219V216H217V218H214V215L216 217V215L218 214L219 217H220L221 214H219V212L221 211V209H224V206L226 207L225 203L222 205V207L220 206L221 205L220 203L222 202V200H221L222 198L220 196V198H221V199L219 198L220 201H221L220 202V201H218L219 200L218 197H219V195H223V193H224L223 190H226ZM102 189H104V188H102ZM102 189H101V191H102ZM230 191H228V192H230ZM120 194H121V196H120ZM21 196L22 195H20V197ZM26 196H27V194H26ZM59 197H58V200H59ZM183 197H182V199H183ZM228 197H229V195H228ZM97 198H95V199H97ZM21 199L26 200L25 195H23ZM53 199H52V203H51L53 205H52V207H50L51 208L50 211L48 210V212H49L48 214H46L44 216L42 214L40 216L36 215V217H34L35 219L32 218V220H31V221H34L33 223L35 224V225H32V226L35 227V229L33 228V230H35V234H37V236L38 235H42V236H40L41 239L43 237H45V238H43V239H45V242L42 240L44 244L40 245L39 249H37L38 247L36 248L37 251H36V253L34 252L35 255L33 254L34 258L31 257L32 260L30 261L28 259L30 255L28 256V253H27V251L30 250V249L27 248L28 245H29L27 243V247H26V245L24 246V250H25V247H26V249H28L26 251L27 255H26V253L20 254L21 251L19 253L20 255L19 254L18 255L14 254L16 256H13L14 260L11 259V261H13L12 264H44V262H46L47 257L50 256V253H51V251L53 249V245L52 244H53V239H54V235H55V229L57 228L56 225H57V222H59V221H57V215H58L57 214V212H58L57 210H58V208H56L57 204L55 203L57 201H55ZM178 199H181V196ZM215 199H216V201H215ZM44 200H46V198ZM263 200L264 199H262V201ZM223 201H224V199H223ZM10 202H11V200H10ZM21 202H24V201L21 200ZM177 202L179 204V201H177ZM260 203H261V205H260ZM38 204H39V206H41L42 205V201L40 202V200H39ZM186 204H188V203H186ZM38 210H39V208H38ZM178 210H177V212H178ZM106 211H109V212H106ZM179 211H182V210L180 209ZM41 212H43V211H41ZM177 212H176V214H177ZM1 213L3 215H5V214H4L3 211H0V233H3V232H5L4 229L8 226V221L10 220L11 217L10 218L6 217L8 214L6 216H3V215H1ZM166 213H167V215H166ZM182 213L184 214L185 210ZM186 213H187V211H186ZM230 213H232L231 216H230ZM173 214H175V212ZM100 215H97V217L100 216ZM33 216H35V215H33ZM113 216L111 217L112 221H113V219H115V217L113 218ZM184 216H183V218L186 217V216L185 217ZM74 217H76V214L74 215ZM74 217L72 218L73 220H72L71 223L76 221V219ZM91 217H93V216H91ZM179 217L181 218L182 216H179ZM211 217H213V219H216V220H214L215 221L214 224L215 223H217V224H215L213 226L210 225L211 229L208 231L209 227H207V223H208V221H209V219ZM224 217H225V215H224ZM224 217L223 218L221 217V219L226 220V218L224 219ZM173 218L175 219V217H173ZM177 218H178V216H177ZM28 219H29V217H28ZM116 220H114V221H116ZM185 220H187V219L185 218ZM211 220H212V218H211ZM100 221H101V219H100ZM121 221H123V220H121ZM175 221H174V223H176ZM9 223H11V222H9ZM210 223H211V221H210ZM75 224H76V222H75ZM212 224H213V220H212ZM9 225H12V224H9ZM159 225H160V223H159ZM171 226H173V225H171ZM221 226H223V225H221ZM221 226H220V228H221ZM9 227L10 226H8L7 228L9 229ZM72 227H74V226H72ZM98 227H99V224H98ZM157 227H158V223H157ZM181 227H180V229H181ZM159 228H162V225ZM175 228H171V229H175ZM222 229H220V231ZM79 230H81V229H79ZM159 231H161V230H159ZM214 231H212V232H214ZM56 232H57V229H56ZM73 232H75V231H73ZM80 232H78V233H80ZM31 233H33V232H31ZM155 233L157 234V236L155 235ZM110 235H111V233H110ZM66 236H67V234H66ZM220 236L218 238H221ZM89 237H87V238H89ZM211 237L213 238L212 242L210 241ZM242 238H244L243 240H245V241H241L240 239H242ZM245 238L247 239V241H246ZM22 240H24V239H22ZM216 240H217V238H216ZM221 240H223V242H221ZM28 241L30 242L32 240H28ZM57 241H58V239H57ZM231 241H233V244L231 243ZM26 242H27V240H26ZM207 242H210V244L208 243L209 244L208 245ZM226 242H227V244H226ZM31 243H33V242H31ZM31 243H30V247H31ZM223 243H225L226 246ZM230 244H231V246H229ZM23 245H24V243H23ZM207 245H208V247L206 248ZM22 247L23 246H21L20 248H22ZM204 247L207 249L206 250L207 252L205 251ZM33 249H35V248H33ZM94 250H97V252L94 251ZM110 250H112V251H110ZM15 252H17V249L15 250ZM28 252H30V251H28ZM32 253H33V251H32ZM205 253H207L208 255L210 253L209 257H211V258L209 260H211L212 262H210V261H209L210 263L207 262L208 255L205 254ZM27 256H28V258H27ZM206 256H207V258H206ZM92 258H94V257H92ZM217 258L215 257V259H217ZM88 259H91V258L88 257ZM110 259H109V261H110ZM74 264H76V263H74Z\"/></svg>",
  "mask_w": 264,
  "mask_h": 264
},
{
  "label": "crops",
  "instance_id": "crops-1",
  "mask_svg": "<svg viewBox=\"0 0 264 264\" xmlns=\"http://www.w3.org/2000/svg\"><path fill=\"white\" fill-rule=\"evenodd\" d=\"M83 1L81 4L86 3L87 10L81 21L75 23L52 22L43 29L48 38L73 56L87 54L93 49L109 29V13L111 12L109 8L113 4H117L116 7L119 4H126L127 0Z\"/></svg>",
  "mask_w": 264,
  "mask_h": 264
},
{
  "label": "trees",
  "instance_id": "trees-1",
  "mask_svg": "<svg viewBox=\"0 0 264 264\" xmlns=\"http://www.w3.org/2000/svg\"><path fill=\"white\" fill-rule=\"evenodd\" d=\"M117 4H113L110 8H109V11L113 10L115 7H116ZM125 6V4H119L118 5V9H122L123 7Z\"/></svg>",
  "mask_w": 264,
  "mask_h": 264
},
{
  "label": "built area",
  "instance_id": "built-area-1",
  "mask_svg": "<svg viewBox=\"0 0 264 264\" xmlns=\"http://www.w3.org/2000/svg\"><path fill=\"white\" fill-rule=\"evenodd\" d=\"M203 103H205V101L203 100Z\"/></svg>",
  "mask_w": 264,
  "mask_h": 264
}]
</instances>
